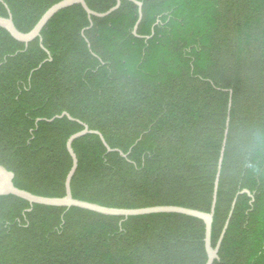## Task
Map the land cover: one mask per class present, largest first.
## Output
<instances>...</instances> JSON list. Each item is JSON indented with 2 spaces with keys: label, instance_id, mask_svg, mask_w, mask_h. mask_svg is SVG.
<instances>
[{
  "label": "trees",
  "instance_id": "trees-1",
  "mask_svg": "<svg viewBox=\"0 0 264 264\" xmlns=\"http://www.w3.org/2000/svg\"><path fill=\"white\" fill-rule=\"evenodd\" d=\"M33 29L62 0H1ZM123 0L105 18L57 13L27 46L0 28V166L14 185L108 208L209 212L229 130L214 264H264V0ZM104 13L117 0H85ZM231 99V109L228 105ZM67 113L63 117L47 120ZM119 152H122L123 157ZM247 190V194H239ZM203 221L179 214L105 216L0 197V264H205Z\"/></svg>",
  "mask_w": 264,
  "mask_h": 264
},
{
  "label": "water",
  "instance_id": "water-1",
  "mask_svg": "<svg viewBox=\"0 0 264 264\" xmlns=\"http://www.w3.org/2000/svg\"><path fill=\"white\" fill-rule=\"evenodd\" d=\"M123 0H117L116 5L112 8H110L108 11L104 13H96L88 8L86 5L85 0H62L53 6H51L39 19V21L36 23V25L33 27L32 30H30L27 33L20 32L14 25L13 17L8 9L7 5H5L7 9V17H0V28L4 29L8 34L16 41L20 43H24L26 46L36 40L39 39L42 45V39H41V32L44 29V27L49 23V21L60 11L65 10L67 8H70L74 5H80L82 9L86 12L88 15V19L90 21V24L92 26L91 17L95 18H105L117 11L120 6L121 2ZM130 1L134 3L136 6H138V13H139V19L137 21V24L134 28V35H136L137 26L140 23L142 19V3L136 1V0H125ZM0 2H2L0 0ZM229 111L231 109V99L229 101L228 105ZM63 117H67L70 120H73L67 113H62L60 116H55L50 120H47L48 122H53L56 119H62ZM229 116L226 120L225 125V131H224V137L222 142V147L220 151V156L218 160V166H217V173L215 177L214 182V189H213V196H212V203L210 207L209 212H202L194 209L184 208V207H178V206H155V207H147V208H138V209H117V208H108L99 206L96 204L88 203L85 201H80L77 199H74L71 193V181L72 178L77 170L78 167V160L77 157L73 151L72 144L75 140L88 135V134H94L99 136L101 142L105 146L108 152L116 151L111 150L109 146L106 144L104 138L102 135L97 131H91L88 129L86 125H84V129L74 135H72L66 143L67 151L72 159V166L67 174V177L65 179V195L62 198H49V197H42L38 195H34L28 191L21 190L17 188L14 185V174L3 167L0 166V197L3 196H14L16 198H19L23 201H26L30 204L32 207L33 205H41V206H48V207H58V208H78L86 211H90L93 213L105 215V216H114V217H136V216H145V215H152V214H179L184 215L188 217H193L196 219H199L203 221L205 225V250L207 254V261L205 264H214L215 261L219 260L218 252L221 246V243L224 239L226 230L229 226L230 219L232 217L234 207L236 204V198L234 199L230 213L228 215V218L226 220V223L224 225V228L221 232V235L216 243L215 247H212L211 243V235H212V225L214 220V214H215V208H216V202H217V193L219 188V182H220V175H221V169L222 164L224 160V153L227 143V137H228V130H229ZM120 155L123 157H126L122 154V152H119ZM239 194H247L249 197L252 198V195L247 190L241 191Z\"/></svg>",
  "mask_w": 264,
  "mask_h": 264
}]
</instances>
